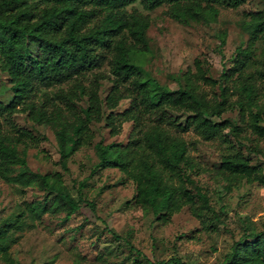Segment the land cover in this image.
<instances>
[{"label": "trees", "instance_id": "obj_1", "mask_svg": "<svg viewBox=\"0 0 264 264\" xmlns=\"http://www.w3.org/2000/svg\"><path fill=\"white\" fill-rule=\"evenodd\" d=\"M244 1L0 0V70L9 76L13 92L10 101L0 99V178L21 191L37 185L45 194L4 218L0 225L1 264L15 263L11 246L19 240L15 232L32 223L27 217L38 220L52 209L65 211L64 217L69 218L82 203L96 210L95 203L82 193L87 178L80 182L76 199L66 184L51 187L44 174L30 168L27 147L38 137L33 128L15 120L18 112H24L34 128L46 124L54 129L59 162L65 170H69L70 156L92 142V122L104 119L115 134L124 121L131 120L126 143H104L103 139L95 143L98 161L90 175L101 168H118L135 185L134 201L163 222L188 205L196 217L209 221L208 227L227 225L226 217L192 176L197 165L189 154L193 141L183 133L192 130L211 139L223 137L228 127L238 134L240 126L231 119H214L227 108L238 107L241 114L248 112L252 129L264 136V124L260 123L264 102L258 100L257 82L264 81V7L248 12L243 21L247 45L237 49L229 70L223 67L218 95L209 97L202 88V82L214 80L205 74L199 60L195 71L174 76L177 88L161 83L138 60L149 50L151 18L143 10L166 5L165 14L171 18L207 24L217 18L219 6L236 8ZM225 36L222 31L221 44ZM257 41L262 43L259 54L255 52ZM251 65L254 69L247 70ZM101 79L112 82L104 99L99 95ZM233 93L235 99L230 98ZM83 96L86 105H78ZM123 99L130 100L128 107L114 112ZM105 109L109 111L105 113ZM219 171L230 189L241 179L264 183L261 169L238 150L222 157ZM52 192L49 205L47 197ZM227 229L233 242L218 264H264V227L258 229L244 217ZM113 236L122 237L114 232ZM126 241L135 253L132 264H190L177 254L142 259L141 250Z\"/></svg>", "mask_w": 264, "mask_h": 264}, {"label": "rangeland", "instance_id": "obj_2", "mask_svg": "<svg viewBox=\"0 0 264 264\" xmlns=\"http://www.w3.org/2000/svg\"><path fill=\"white\" fill-rule=\"evenodd\" d=\"M135 6L143 10L139 2ZM263 7L264 0H245L236 8L219 6L217 18L207 24L171 18L165 14L166 5L143 10L151 18L147 29L149 50L140 54L138 63L161 83L177 88L178 81L174 76L186 70L195 71L196 60H199L202 70L214 80L202 82V88L209 97L218 95L223 67L229 70L237 49L247 45L248 33L243 28V21L248 19V12ZM222 31H226L223 44ZM261 46L262 43L257 41V54ZM253 69L254 65L247 68ZM257 82L258 100L263 103L264 81L258 79ZM111 86L109 79L100 80L99 95L103 99ZM12 96L9 76L0 70V99L8 102ZM230 98L235 99L236 94ZM86 102V96H83L77 104L86 105ZM129 102V99L121 100L114 112L122 111ZM108 111L105 109V113ZM262 111L260 123L264 124V109ZM225 118L240 126L238 134L228 127L223 137L211 139H204L192 130L183 133L186 139L193 141L189 150L197 164L193 178L206 190L215 209L226 217L227 225L221 223L214 229L208 227L209 221L196 217L188 205L169 221L158 220L134 201L135 185L118 168H101L90 175L98 161L95 143L100 139L104 143H126L132 128L131 120L124 121L115 134L104 119L92 122L95 133L92 142L70 156L69 170H65L59 162L54 129L46 124L34 128L24 112L16 113L15 120L21 126L33 128L38 137L27 147L30 168L44 174L51 187L66 184L76 199L79 198L80 182L87 178L82 193L95 203L96 210L93 212L82 203L69 218L64 217L65 211L52 209L38 220L27 217L32 223L23 231L15 232L19 240L11 246L14 264H132L135 253L126 240L141 250L142 259L147 256L157 260L177 254L190 264H218L233 242L227 228L236 226L244 217L252 220L258 229L264 227V183L241 179L232 183L230 189L227 179L219 171L222 157L238 150L264 173V136L252 129L248 112L243 115L238 107L227 108L220 117H214L216 120ZM56 172L61 175L57 177ZM44 197V190L37 185L21 191L15 184L0 178V225L7 216L23 210L27 202ZM47 198L51 205L54 193ZM113 232L122 237L116 238Z\"/></svg>", "mask_w": 264, "mask_h": 264}]
</instances>
